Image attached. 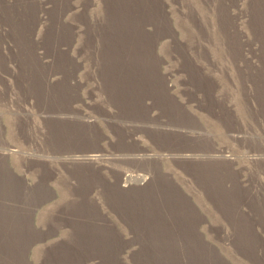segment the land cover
I'll return each mask as SVG.
<instances>
[{
  "label": "rangeland",
  "instance_id": "1",
  "mask_svg": "<svg viewBox=\"0 0 264 264\" xmlns=\"http://www.w3.org/2000/svg\"><path fill=\"white\" fill-rule=\"evenodd\" d=\"M0 264H264V0H0Z\"/></svg>",
  "mask_w": 264,
  "mask_h": 264
},
{
  "label": "bare ground",
  "instance_id": "2",
  "mask_svg": "<svg viewBox=\"0 0 264 264\" xmlns=\"http://www.w3.org/2000/svg\"><path fill=\"white\" fill-rule=\"evenodd\" d=\"M69 161L72 164H95L98 163L99 159L94 157H86V158L84 157L83 159L80 158L69 159Z\"/></svg>",
  "mask_w": 264,
  "mask_h": 264
}]
</instances>
